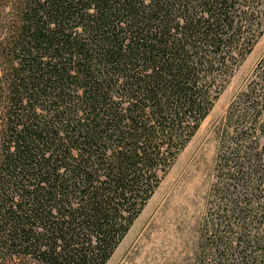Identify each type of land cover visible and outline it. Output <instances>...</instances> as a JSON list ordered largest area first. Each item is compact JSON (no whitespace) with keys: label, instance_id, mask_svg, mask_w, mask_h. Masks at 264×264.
<instances>
[{"label":"trees","instance_id":"1","mask_svg":"<svg viewBox=\"0 0 264 264\" xmlns=\"http://www.w3.org/2000/svg\"><path fill=\"white\" fill-rule=\"evenodd\" d=\"M264 33V0H0V264H107ZM197 264H264V53L218 124Z\"/></svg>","mask_w":264,"mask_h":264},{"label":"rangeland","instance_id":"2","mask_svg":"<svg viewBox=\"0 0 264 264\" xmlns=\"http://www.w3.org/2000/svg\"><path fill=\"white\" fill-rule=\"evenodd\" d=\"M264 53V33L179 154L107 264H197L214 181L218 124Z\"/></svg>","mask_w":264,"mask_h":264}]
</instances>
